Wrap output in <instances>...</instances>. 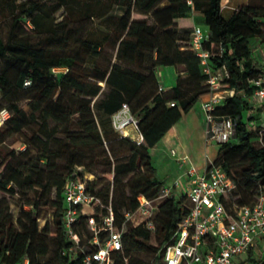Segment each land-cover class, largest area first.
<instances>
[{
  "label": "trees",
  "instance_id": "obj_1",
  "mask_svg": "<svg viewBox=\"0 0 264 264\" xmlns=\"http://www.w3.org/2000/svg\"><path fill=\"white\" fill-rule=\"evenodd\" d=\"M257 1L226 15L222 0H0V23H9L6 38L0 27V59L7 61L0 69V192L26 199L15 218L11 201L0 197V264L26 258L29 264H82L92 235L82 213L75 226L80 247L71 248L64 194L69 178L86 181L100 200L92 210L98 220L113 210L123 232L115 264H163L162 247L190 204L184 195H162L166 182L151 148L211 91L191 47L196 12L208 25L202 47L210 52L209 64L225 65L229 76L221 87L235 90L212 111L235 125L214 159L239 193L231 197L232 188L223 202L235 214V206L264 195V126L250 99L251 79L263 68L252 46L254 39L264 42V0ZM168 65L179 74L174 86L160 90L156 70ZM124 103L138 119L141 141L114 125ZM140 193L165 197L155 232L144 222L126 221ZM46 204L53 221L40 226ZM263 242L264 235L237 264H264ZM51 249L52 258L45 259ZM144 251H153L154 259L141 257Z\"/></svg>",
  "mask_w": 264,
  "mask_h": 264
},
{
  "label": "built area",
  "instance_id": "obj_2",
  "mask_svg": "<svg viewBox=\"0 0 264 264\" xmlns=\"http://www.w3.org/2000/svg\"><path fill=\"white\" fill-rule=\"evenodd\" d=\"M207 37V32L196 26L192 34L191 47L197 50L204 72L208 74L207 83L211 87V91L208 92L210 98L201 104L206 114V140L208 143L213 141L222 143L234 133V120L231 118L217 120L212 111L223 98L233 95L235 90L221 87L229 72L225 65L218 68L210 66V52L202 47V42ZM258 48L262 56L257 58L263 63V68L251 79L255 88L250 99L259 106L257 113L261 115L260 119L264 126V42H259L256 49ZM164 88L160 81L159 89ZM171 104L174 105L175 102ZM7 115V110H3L2 116L5 118ZM113 121L115 127L124 135L134 138L128 130L130 127L140 132L138 119L132 114L127 103L114 114ZM134 139L141 141L142 135ZM179 160L187 164L188 157L183 155ZM234 186L228 173L220 165L215 164L214 160H210L209 156L203 172L194 165L188 166L182 176L165 185L163 196L176 195L178 190L180 196L186 197L190 209L178 221L171 239L162 247L163 264H237V259L256 244L264 235V195H261L254 204L235 206L233 214L224 204L223 196ZM64 194L68 204L65 209V225L69 238L74 241L72 249L80 247V236L75 230L76 223L82 213L88 214L92 236L88 240L90 248L86 251L82 264H115L114 255L123 248V232L115 225L113 210L111 209L100 220L92 214L95 204L100 200L88 190L84 180L69 178ZM160 198L161 196L151 199L140 193L138 208L125 213L126 221L139 215L141 222L155 232L157 230L155 215ZM23 264H29L28 258Z\"/></svg>",
  "mask_w": 264,
  "mask_h": 264
},
{
  "label": "rangeland",
  "instance_id": "obj_3",
  "mask_svg": "<svg viewBox=\"0 0 264 264\" xmlns=\"http://www.w3.org/2000/svg\"><path fill=\"white\" fill-rule=\"evenodd\" d=\"M250 2H258L257 0H222V6H224V13L228 15L231 13L234 9L240 7L243 4L250 3ZM122 9L120 7H117L115 10V13H121ZM181 23H185L184 21H181ZM196 26H200L201 29L206 33L208 31V25L205 23L204 18L200 12L195 13V23L192 25V29ZM1 31L3 33V36L6 38L8 31H9V23L6 21H2L0 23ZM259 45V41L257 39L253 40V55L254 56H262V52L260 51V48L258 50L256 49ZM108 55H112L113 49H108ZM102 60V59H101ZM105 62L104 58L102 60ZM7 61L5 58L0 59V69H2L6 65ZM178 74L179 70L177 69ZM256 112L258 110L256 109ZM206 115V114H205ZM206 118V116H205ZM261 120V119H260ZM170 130L166 134H168ZM164 135L161 140L156 144L158 147H160L159 151H156L154 147L152 148V155H153V163L157 167L158 175L161 179L165 180L166 184H170L175 178L180 177L186 167L194 165L200 172H203L207 165V157L209 156L210 160H214L218 155L219 147L221 146V142L219 141H213L211 143H208L206 140V136L204 134V131L201 133L196 129L185 131V134L181 132V137L183 142L186 144V151L187 153L184 155H187L188 162L187 164H184L181 160L177 159V155H171L172 159L171 162H167L170 158L169 156V150L170 146L166 143V137L167 135ZM235 139V138H233ZM13 141L12 138L8 140L9 143ZM163 145H167L165 150L162 148ZM97 176H102L100 170H97L94 172ZM90 176V174H88ZM94 178V177H93ZM184 178V177H181ZM236 187H233L232 192L230 193V196L233 198H236L239 196V193L235 190ZM177 197H180V192H178ZM4 196L7 199L11 201V206L14 212V217L17 218L20 214V210L22 205L24 204L25 200L24 197H22L19 194L12 195L8 192H0V197ZM165 197H161L160 199L163 200ZM30 208V207H25ZM47 220L53 221V208L50 204L43 205L41 207L40 211V217L38 218V222L40 226H43ZM131 222L138 224V222H141L142 219L139 215H135L131 220ZM262 241V240H261ZM264 244V242H263ZM257 245V244H256ZM255 245V246H256ZM53 255L52 249L50 250L49 254L45 257V259H51ZM141 257H143L146 260H153L155 257V253L153 251H144L140 252L139 254ZM247 252L244 253L242 256H240L237 261H240L244 258H246Z\"/></svg>",
  "mask_w": 264,
  "mask_h": 264
},
{
  "label": "crops",
  "instance_id": "obj_4",
  "mask_svg": "<svg viewBox=\"0 0 264 264\" xmlns=\"http://www.w3.org/2000/svg\"><path fill=\"white\" fill-rule=\"evenodd\" d=\"M157 76L163 86L165 88H170L175 85L176 79L178 76V71L175 66H160L156 70ZM210 98V93L203 94L199 100V102L185 115L182 117V119L177 122L171 129L168 134H166L168 139H166V143L168 146H170V149L166 147L167 145H163V149L168 148L169 150V156L170 158L168 159V163L171 162L172 156L171 155H177V159L179 157L183 156L184 154L187 153L186 151V144L183 142L182 137H181V132L185 134V131L190 132V130L196 129L201 133L204 131V134H206V118H205V112L201 107V104L203 101L207 100ZM129 132L134 138H140L141 133L138 132L134 127H130ZM153 148V147H152ZM152 148H151V154L152 153ZM154 149L156 151L160 150V147L157 145L154 146ZM173 151H175L173 153ZM153 159V155H152ZM171 159V160H170ZM155 165V164H154ZM182 176V175H181ZM176 194L179 192L176 190Z\"/></svg>",
  "mask_w": 264,
  "mask_h": 264
}]
</instances>
